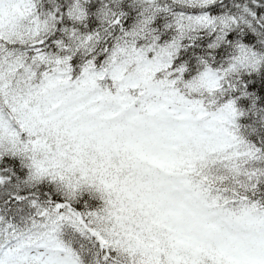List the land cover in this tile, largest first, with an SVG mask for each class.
I'll return each instance as SVG.
<instances>
[{
    "label": "snow or ice",
    "instance_id": "snow-or-ice-1",
    "mask_svg": "<svg viewBox=\"0 0 264 264\" xmlns=\"http://www.w3.org/2000/svg\"><path fill=\"white\" fill-rule=\"evenodd\" d=\"M0 264H264V0H0Z\"/></svg>",
    "mask_w": 264,
    "mask_h": 264
}]
</instances>
